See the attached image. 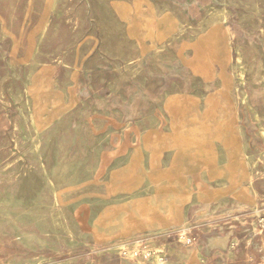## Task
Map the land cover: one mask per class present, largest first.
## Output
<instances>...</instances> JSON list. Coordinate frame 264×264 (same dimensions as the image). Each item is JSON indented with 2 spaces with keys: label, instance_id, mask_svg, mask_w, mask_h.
Instances as JSON below:
<instances>
[{
  "label": "rangeland",
  "instance_id": "rangeland-1",
  "mask_svg": "<svg viewBox=\"0 0 264 264\" xmlns=\"http://www.w3.org/2000/svg\"><path fill=\"white\" fill-rule=\"evenodd\" d=\"M0 264H264V0H0Z\"/></svg>",
  "mask_w": 264,
  "mask_h": 264
},
{
  "label": "bare ground",
  "instance_id": "bare-ground-1",
  "mask_svg": "<svg viewBox=\"0 0 264 264\" xmlns=\"http://www.w3.org/2000/svg\"><path fill=\"white\" fill-rule=\"evenodd\" d=\"M27 77V76H26ZM30 78V77H29ZM31 83V82H30ZM28 85H30V84H28ZM34 85V84H33ZM56 90H57V88H56ZM202 106V105H201ZM202 108V107H201ZM46 117V116H45ZM148 184H149V182H148ZM216 184H218V183H216ZM221 184V183H220ZM150 185V184H149ZM226 184H224V186H225ZM144 190V189H143ZM125 199H128V198H125ZM113 200V199H112ZM214 210V209H213ZM186 215V214H185ZM187 217V216H186ZM223 229V228H222ZM200 249V248H199Z\"/></svg>",
  "mask_w": 264,
  "mask_h": 264
}]
</instances>
